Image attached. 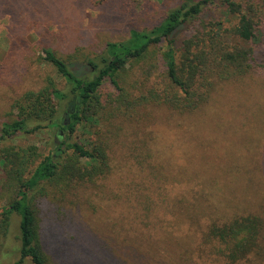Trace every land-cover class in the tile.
<instances>
[{"label":"rangeland","instance_id":"374dc122","mask_svg":"<svg viewBox=\"0 0 264 264\" xmlns=\"http://www.w3.org/2000/svg\"><path fill=\"white\" fill-rule=\"evenodd\" d=\"M47 1L30 0L31 9L35 8L26 14L24 37L18 35L24 25L20 17L16 13H0V130L4 122L17 118L16 100L27 91L43 88L47 78L54 79L60 89H66L65 80L57 70L38 60L41 47L48 45L64 58L76 51L93 56L109 41L126 40L132 28L159 24L175 0ZM253 1L261 9L262 22L257 39L247 46L253 48L257 64L264 66V0ZM227 9L223 0L205 9L201 19L190 26L187 38L204 27L206 31L219 32L227 43L244 45L226 32L237 21ZM137 77L131 73L126 78L133 96L140 94L139 89L131 87ZM155 82L156 74L140 89L145 91ZM58 107L60 119L65 120L68 103ZM151 111L154 117L158 115L159 121L153 128L155 160L166 164L170 172L169 190L174 197L194 199L189 205L194 216L185 211L188 216L172 217L171 223L167 220L170 216L162 217L159 225L164 227L158 233L157 192L149 222L144 217V205L130 196L131 192L137 195L141 192L134 190L129 170L124 166L109 185L81 193L78 205L71 210L70 206L65 209L48 200L43 203V241L53 263L264 264V223L259 247L235 263L222 254L223 245L215 240L207 243L205 235L213 223L222 225L249 215L264 222V69L244 79L222 82L197 113L177 114L169 120L171 116L165 109L151 108ZM99 128H104L103 121L95 127L86 123L79 127L78 135L89 145L96 139ZM59 131V128H44L19 134L5 141V145H35L42 155H48L64 140L58 138ZM2 169L0 163V211L7 202V195L1 190ZM195 190L198 192L194 198ZM65 215L73 221L61 222L66 220ZM19 221L20 217L13 215L12 230L0 249V264L19 260ZM175 239L178 240L173 250ZM106 250L112 257H107L109 260L99 252ZM134 253L142 256L138 258Z\"/></svg>","mask_w":264,"mask_h":264},{"label":"trees","instance_id":"16d2710c","mask_svg":"<svg viewBox=\"0 0 264 264\" xmlns=\"http://www.w3.org/2000/svg\"><path fill=\"white\" fill-rule=\"evenodd\" d=\"M217 1L175 0L159 24L132 28L126 40L109 41L93 56L76 51L64 58L48 45L41 47L38 60L57 70L66 89L47 78L43 88L27 91L16 100L17 118L4 122L0 130V163L4 173L1 190L7 195L0 211V249L12 230L13 215H18L19 260L14 264H54L43 241V203L48 200L65 209L70 206L71 210L78 205L81 193L109 185L124 166L129 170L134 190L141 192H131L130 196L144 205V217L149 222L157 192L158 233L164 227L159 225L162 217L170 216L167 220L171 223L172 217L194 216L195 212L189 211L194 199L174 197L169 190L170 172L166 164L155 160L152 141L159 121L151 108L165 109L171 116L169 120L177 114L197 113L222 82L244 79L264 69L257 64L253 48L247 46L257 39L262 22L261 9L253 0L245 4L223 0L237 20L226 32L246 46L227 43L219 32L206 31L204 27L187 38L190 26ZM31 7L30 0H0V13H16L24 24L18 30L20 37L26 34V14L35 8ZM131 73L139 77L131 86L140 90L136 96L126 86ZM154 74L157 82L141 90L140 86H146ZM64 102L68 109L67 118L62 120L58 106ZM102 121L104 128L97 130L96 139L84 144L78 135L79 127L86 123L95 127ZM44 128H59L58 138L64 137L62 144L55 143V151L48 155H42L35 145H5V141L19 134ZM197 192L192 193L194 198ZM68 215L61 222L73 221ZM263 223L252 215L222 225L213 223L205 234L206 242L218 241L224 246L222 254L235 263L259 247ZM177 240L172 242L173 250ZM161 246L158 240V249ZM99 252L109 260L107 250ZM140 253L134 255L139 258Z\"/></svg>","mask_w":264,"mask_h":264}]
</instances>
